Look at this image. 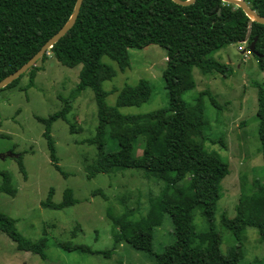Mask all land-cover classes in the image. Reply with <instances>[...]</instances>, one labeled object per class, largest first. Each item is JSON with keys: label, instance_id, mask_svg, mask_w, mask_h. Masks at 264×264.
I'll use <instances>...</instances> for the list:
<instances>
[{"label": "trees", "instance_id": "16d2710c", "mask_svg": "<svg viewBox=\"0 0 264 264\" xmlns=\"http://www.w3.org/2000/svg\"><path fill=\"white\" fill-rule=\"evenodd\" d=\"M245 1L264 16V0ZM74 3L75 0H0V80L25 63L62 27L72 13ZM255 38L252 54L259 69L264 70V25L250 21L231 3L222 0H194L189 5H179L172 0L82 1L73 26L24 72L32 82L40 69L38 62L45 61L49 55L66 66L81 64L78 82L64 98L63 107L46 117H36L43 124L42 136L46 140L50 163L66 175L58 163L51 125L61 119L69 125L70 132L79 130L67 114L71 102L89 88L96 104V124L93 134L83 143L93 145L96 152L84 165L86 178L112 169H137L144 171L145 176L153 174L162 181L163 187L153 204V207L157 205L158 219L151 213L149 219L137 221L108 216L115 231L111 249L99 251L70 243H58V246L110 256L116 245L123 242L147 253L156 264H239L243 253L236 244H241L245 228H254L264 242L263 173L261 180H255L249 186L248 193L239 195L232 217L225 213L220 215L221 225L235 240L222 251L221 236L213 226L219 195L215 193L204 200L197 197L199 182L209 180L214 169L211 154L205 152L201 144L205 139L202 102L205 92H201L193 103L181 98L184 91L195 86L194 67L204 74L225 75L227 65L212 55L230 43L245 41L249 46ZM149 45L160 46L165 51L164 86L168 103L148 112L122 113L118 109L123 104L121 100L116 105L106 102L108 92L103 89L102 82L111 79L115 70L103 62L102 57L110 58L124 70L129 66L127 49ZM19 77L5 87L15 84ZM255 85L258 89L257 132L264 165V87ZM210 100L215 103L214 97L210 96ZM140 138L141 153L136 156L134 150ZM110 149L114 150L109 152ZM17 158L20 172L25 177L20 155ZM10 180V175L3 172L0 192L14 196L16 189ZM51 196L52 189L40 204L64 208L78 200L69 188L64 190L59 202L52 201ZM196 208L205 223L201 229L193 223ZM162 213L169 215L174 237L162 250L156 251L153 248L154 226L161 223ZM0 232L14 241L19 250L45 256L46 239L32 241L25 238L16 230L15 220L1 211Z\"/></svg>", "mask_w": 264, "mask_h": 264}, {"label": "rangeland", "instance_id": "374dc122", "mask_svg": "<svg viewBox=\"0 0 264 264\" xmlns=\"http://www.w3.org/2000/svg\"><path fill=\"white\" fill-rule=\"evenodd\" d=\"M248 47L244 41L217 50L212 57L227 65L226 74H204L194 67L195 86L181 94L185 102L193 103L205 92L202 95L205 139L201 144L211 154L214 169L209 180L199 182L197 197L204 200L215 193L219 195L213 226L221 236L222 251L235 240L221 225L220 215L232 217L239 195L248 193L249 186L261 180L264 173L255 85L264 87V70L259 69ZM127 54L129 66L124 70L110 58L102 57L115 70L111 79L102 82L108 92L106 102L116 105L121 100L123 104L118 109L122 113L148 112L166 106L164 49L149 45L128 48ZM38 65L40 69L32 82L24 73L15 84L0 89V183L2 173H7L16 189L14 196L0 192V211L15 220V228L22 236L32 241L43 237L47 247L45 256L40 257L19 250L14 241L0 232V264H156L147 253L123 242L116 245L110 256L58 246V243H70L99 251L111 249L115 231L108 216L137 221L149 219L151 213L158 219L157 205L153 207V204L159 199L163 183L153 174L145 176L144 171L137 169H112L86 178L84 165L96 152L93 145L83 143L93 134L96 124V104L89 88L71 102L67 114L79 130L70 132L69 125L61 119L51 125L58 163L66 175L59 173L50 163L42 136L43 124L36 117H46L63 107L64 98L78 82L81 64L66 66L49 55ZM139 141L142 139L136 143V156L141 153ZM18 155L25 177L19 169ZM66 188L78 199L74 205L48 208L40 204L50 189L52 201H61ZM161 219L154 226L156 251L162 250L174 237L169 215L162 213ZM193 223L197 229L203 228L204 221L197 208L193 211ZM236 245L243 253L239 264H264V242L254 228H245L241 244Z\"/></svg>", "mask_w": 264, "mask_h": 264}, {"label": "water", "instance_id": "95a60500", "mask_svg": "<svg viewBox=\"0 0 264 264\" xmlns=\"http://www.w3.org/2000/svg\"><path fill=\"white\" fill-rule=\"evenodd\" d=\"M83 0H75L72 13L70 14L67 21L62 25V27L56 31L45 43L39 48V50L30 57L25 63H23L19 68L9 73L5 77L0 80V89L11 83L13 80L17 79L21 74L26 72L31 66L35 65V63L41 58V56L46 53V51L52 47L54 43H56L74 24L77 15L80 10V6ZM173 2L179 5H189L194 2V0H172ZM226 3H231L237 7H239L247 18L250 21L257 22L264 25V16L259 15L253 10L245 0H222ZM256 38L250 43L248 49L249 51H254V44ZM10 155V154H9Z\"/></svg>", "mask_w": 264, "mask_h": 264}]
</instances>
